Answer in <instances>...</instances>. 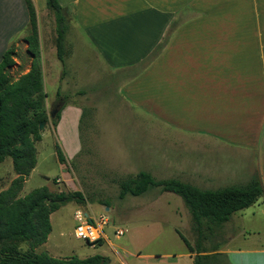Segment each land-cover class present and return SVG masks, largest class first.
Masks as SVG:
<instances>
[{
  "label": "crops",
  "instance_id": "obj_1",
  "mask_svg": "<svg viewBox=\"0 0 264 264\" xmlns=\"http://www.w3.org/2000/svg\"><path fill=\"white\" fill-rule=\"evenodd\" d=\"M31 1L39 34L57 33L55 16L48 9L47 0ZM59 2L68 25L67 51L74 49L77 54V46H86L90 61L108 70L131 72L123 75L127 79L124 93L128 99L149 113L148 116L166 119L173 125V177L158 178L156 173L161 169L153 162L138 161L141 167L138 173L145 171L157 180L175 179L203 190H218L225 179L221 169L225 165L220 161L218 164L204 161L203 157L192 160L187 152L204 155L230 146L249 162L252 156H257L255 151L264 153V0ZM189 13L192 17L186 18ZM179 22V28L170 33L163 50L145 64L171 27ZM30 33L26 0H0V63L5 52ZM54 49L50 43L48 56ZM44 81L43 76L48 102ZM169 101L173 106L165 104ZM68 108L76 110L73 117L80 120L81 109ZM68 108L63 110L62 119ZM166 134L168 131L154 132L145 140L162 143V135ZM193 134L199 137L186 136ZM79 139L77 152L81 150ZM233 171L230 181H240L233 177L238 176ZM255 171L252 168L241 171L238 183H248L255 178ZM261 185L264 189L262 182ZM261 198L234 214L223 228L232 222L252 224L257 217L258 222L264 223V193ZM249 229L244 225L240 229L242 233L230 237L227 243H214L219 250L209 254L225 256L217 264H264V243L257 239L255 232H247L255 228ZM138 257L156 259L160 264H179L181 259L194 264L195 254L187 248L184 254L173 256V262L168 260L169 255Z\"/></svg>",
  "mask_w": 264,
  "mask_h": 264
},
{
  "label": "rangeland",
  "instance_id": "obj_2",
  "mask_svg": "<svg viewBox=\"0 0 264 264\" xmlns=\"http://www.w3.org/2000/svg\"><path fill=\"white\" fill-rule=\"evenodd\" d=\"M190 17L191 13L186 16ZM175 26L173 33L179 28L177 26H180V22ZM40 38V64L42 70L44 68L42 74L50 99L47 102L49 120L41 130L42 140L36 144V168L27 179L21 197L35 189L47 187L52 193L81 192L87 202L85 205L70 202L55 212L51 216L53 231L48 242L38 247L36 253H47L57 259H85L102 255L110 259V264H160L156 259L147 260L138 256L169 255L171 259L168 260L173 262V256L187 252L188 247L181 236L192 246H195L197 240L192 215L183 198L173 193H162L158 188L140 197H120L121 182L136 176L141 170L137 165L138 161L153 162L156 168L161 169L156 173L158 178L173 177V125L166 119L148 116L149 113L128 99L124 93L127 79L123 76L128 73L127 70L112 71L90 61L86 46L81 45L76 47L77 54L74 49L69 48L67 51L66 48L68 64L64 69L57 54V33H40ZM25 39L19 38L13 44L16 57L11 74L15 79L28 73L32 67L33 59L28 54ZM50 43L55 49L48 56ZM60 88L62 98L57 97ZM65 103L66 108H80L81 118L75 119L73 116L76 110L68 108L63 119V112L61 114L62 122L60 120L61 123L54 127L52 114L58 106L62 108ZM165 104L173 106L171 101ZM160 131L169 133L162 135V143L145 140L152 133ZM186 136L199 137L194 134ZM79 137L81 150L77 152ZM58 147L65 155L66 161L63 163L58 158ZM235 152L237 151L228 146L204 155L192 151L187 152V155L192 160L203 157L204 161L216 164L220 161V164L225 165L221 167L225 175V179L218 185L221 188L239 184L241 171L251 168L256 170L255 178L264 184V153L255 151L256 160L252 156L253 160L249 162ZM233 170L238 173V176L233 177L240 180L235 183L230 181ZM16 176L13 161L7 158L0 165V192L9 188ZM78 211L97 219L105 216L109 220L110 226L105 230L108 238L102 245L99 243L92 247L87 242L76 239L75 214ZM258 219L259 217L254 218L255 222L252 224L232 222L225 228L222 227L218 236L213 238L212 243H206V247L211 249L214 243H227V239L242 233L240 229L244 225L250 227L249 230L255 228V231L247 232H255L257 239L264 243V223L258 222ZM119 228L126 233L118 238L115 230ZM179 264L187 262L181 259Z\"/></svg>",
  "mask_w": 264,
  "mask_h": 264
},
{
  "label": "trees",
  "instance_id": "obj_3",
  "mask_svg": "<svg viewBox=\"0 0 264 264\" xmlns=\"http://www.w3.org/2000/svg\"><path fill=\"white\" fill-rule=\"evenodd\" d=\"M26 3L30 13L31 33L25 40L28 54L33 59L31 70L18 79L12 76L11 68L15 65L16 57L14 46L5 52L0 63V165L11 158L17 175L9 188L0 192V264H110V259L102 255L85 259H57L47 253H36L38 247L48 242L53 231L51 216L67 203L85 205L87 199L78 191L52 193L47 187L35 189L21 197L24 185L37 165L36 144L42 140L40 126L49 120L47 94L44 91L40 65L37 14L32 1L26 0ZM47 6L55 16L58 59L66 69L68 25L59 0H47ZM174 27L175 25L171 27L169 34L145 64L163 50ZM61 92L60 88L58 98H62ZM66 106L65 103L52 119L54 127L58 126ZM58 158L62 163L66 161L59 147ZM155 188L162 193L182 197L189 209L197 236L195 246L181 237L190 253L195 254L194 264H217L225 259L222 254L210 255L209 252H217L219 247L212 246L211 251H208L206 243H212L219 230L234 214L256 204L264 193L258 178H253L246 184L203 190L175 179L157 180L152 174L142 171L121 182L120 197H140ZM99 243L101 245L102 241Z\"/></svg>",
  "mask_w": 264,
  "mask_h": 264
},
{
  "label": "built area",
  "instance_id": "obj_4",
  "mask_svg": "<svg viewBox=\"0 0 264 264\" xmlns=\"http://www.w3.org/2000/svg\"><path fill=\"white\" fill-rule=\"evenodd\" d=\"M76 227L74 234L76 239L87 242L88 245H97L100 241L107 239L106 227L110 226L109 220L105 216L97 219L95 216L78 211L75 214ZM126 231L122 228L115 230V235L119 238L124 236Z\"/></svg>",
  "mask_w": 264,
  "mask_h": 264
},
{
  "label": "water",
  "instance_id": "obj_5",
  "mask_svg": "<svg viewBox=\"0 0 264 264\" xmlns=\"http://www.w3.org/2000/svg\"><path fill=\"white\" fill-rule=\"evenodd\" d=\"M61 110V106H58L57 109L53 112L52 114V118H55V116L59 113V111ZM45 123H42L41 126H40V130L43 129Z\"/></svg>",
  "mask_w": 264,
  "mask_h": 264
}]
</instances>
